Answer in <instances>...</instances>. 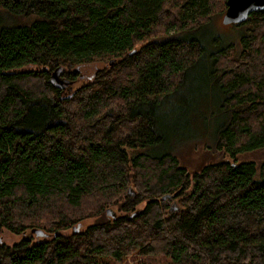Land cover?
Here are the masks:
<instances>
[{"label": "trees", "instance_id": "16d2710c", "mask_svg": "<svg viewBox=\"0 0 264 264\" xmlns=\"http://www.w3.org/2000/svg\"><path fill=\"white\" fill-rule=\"evenodd\" d=\"M225 1L0 0L24 18L0 27V264H264V8L215 50L185 36ZM196 63L230 161L188 173L142 151Z\"/></svg>", "mask_w": 264, "mask_h": 264}, {"label": "rangeland", "instance_id": "374dc122", "mask_svg": "<svg viewBox=\"0 0 264 264\" xmlns=\"http://www.w3.org/2000/svg\"><path fill=\"white\" fill-rule=\"evenodd\" d=\"M221 19L222 12L214 14L209 25L204 24L194 32L186 33L185 36L199 41L205 51L236 42L240 34L239 27L234 23H222ZM23 20V17L12 15L0 8V27L22 24ZM214 38H217L215 45L211 42ZM93 70L94 68L91 67L80 68V78L65 88L63 93L70 92L84 83ZM206 72L205 63H196L187 70L180 89L176 94L168 97L157 110L158 128L164 136L163 141L156 143L153 147L144 148L142 153L152 155L169 153L188 173L219 159L230 161L221 152L211 150L213 131L219 120L215 107L217 95L206 82ZM163 107L164 110H162ZM262 158V151L254 150L237 154L235 162H252L258 166ZM168 203L171 208L175 205L174 201H168ZM89 222L90 220L83 224L86 225ZM61 233L65 235L67 231ZM19 238L20 236L0 228V244L11 245ZM125 263L131 264V260L127 258Z\"/></svg>", "mask_w": 264, "mask_h": 264}, {"label": "water", "instance_id": "95a60500", "mask_svg": "<svg viewBox=\"0 0 264 264\" xmlns=\"http://www.w3.org/2000/svg\"><path fill=\"white\" fill-rule=\"evenodd\" d=\"M264 8V0H226L225 10L222 14V23H238L243 21L250 13L255 10ZM56 70L50 73V78L55 74ZM107 215L110 211L105 210ZM78 230V225L72 228L73 232ZM33 231V230H32ZM36 235H41L40 232L34 231Z\"/></svg>", "mask_w": 264, "mask_h": 264}]
</instances>
